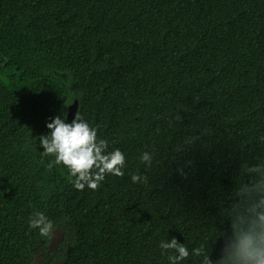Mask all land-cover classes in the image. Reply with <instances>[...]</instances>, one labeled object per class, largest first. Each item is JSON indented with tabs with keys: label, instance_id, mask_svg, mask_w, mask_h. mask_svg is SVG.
I'll list each match as a JSON object with an SVG mask.
<instances>
[{
	"label": "trees",
	"instance_id": "trees-1",
	"mask_svg": "<svg viewBox=\"0 0 264 264\" xmlns=\"http://www.w3.org/2000/svg\"><path fill=\"white\" fill-rule=\"evenodd\" d=\"M73 100L126 156L95 191L39 143ZM261 162L264 0H0V264H169L173 237L179 264H202L201 245L215 262ZM35 212L61 249L47 253Z\"/></svg>",
	"mask_w": 264,
	"mask_h": 264
},
{
	"label": "clouds",
	"instance_id": "clouds-1",
	"mask_svg": "<svg viewBox=\"0 0 264 264\" xmlns=\"http://www.w3.org/2000/svg\"><path fill=\"white\" fill-rule=\"evenodd\" d=\"M66 118L67 113L64 119L57 115L47 123L50 134L40 136L39 143L44 155L54 156L53 163L62 164L69 170L74 187L95 191L106 175L122 177L125 154L118 148L107 151L108 142L98 138L97 129L79 111L71 123H66ZM140 159L150 166L152 155L144 152ZM246 173L251 179L235 192L239 199L229 212L231 231L224 235L220 259L214 262L205 245L192 250V255L203 257L202 264H264V162L246 167ZM131 181L147 182V177L132 174ZM29 227L39 229L42 236L53 231L52 222L42 212H35L30 217ZM160 247L172 251L167 257L169 264H179L190 255L189 249L175 237L161 241Z\"/></svg>",
	"mask_w": 264,
	"mask_h": 264
},
{
	"label": "water",
	"instance_id": "water-1",
	"mask_svg": "<svg viewBox=\"0 0 264 264\" xmlns=\"http://www.w3.org/2000/svg\"><path fill=\"white\" fill-rule=\"evenodd\" d=\"M76 109H77V100H73V102L67 108V112H66L67 118L65 120L66 123H71V121L75 117ZM64 237H65L64 231L59 227H55L52 233L48 235L49 240L47 245V253H54L57 247L59 246V244L64 241ZM70 250H71L70 246H67L66 256L69 255ZM38 260L39 257L35 256V260L33 263L36 264ZM65 263H66L65 260H55L52 264H65Z\"/></svg>",
	"mask_w": 264,
	"mask_h": 264
},
{
	"label": "flooded vegetation",
	"instance_id": "flooded-vegetation-1",
	"mask_svg": "<svg viewBox=\"0 0 264 264\" xmlns=\"http://www.w3.org/2000/svg\"><path fill=\"white\" fill-rule=\"evenodd\" d=\"M59 249H61V248H60V247H57L56 250H59ZM43 254H44V253H42V252L40 253V255H43ZM35 256H36V255H35ZM37 256L39 257V255H37ZM33 260H35V257H34ZM55 260H60V259H55ZM55 260H54V261H55ZM39 261H41V259H40ZM39 261H38V263H39ZM54 261H53V262H54ZM33 262H34V261H33ZM33 262H32V263H33ZM53 262H52V263H53ZM38 263H36V264H38ZM33 264H34V263H33Z\"/></svg>",
	"mask_w": 264,
	"mask_h": 264
},
{
	"label": "rangeland",
	"instance_id": "rangeland-1",
	"mask_svg": "<svg viewBox=\"0 0 264 264\" xmlns=\"http://www.w3.org/2000/svg\"><path fill=\"white\" fill-rule=\"evenodd\" d=\"M54 229V228H53ZM34 261V260H33ZM39 261V260H38ZM38 261H37V263H38Z\"/></svg>",
	"mask_w": 264,
	"mask_h": 264
}]
</instances>
